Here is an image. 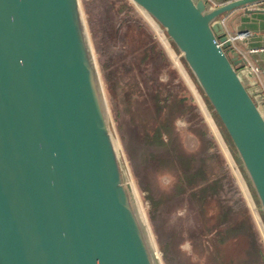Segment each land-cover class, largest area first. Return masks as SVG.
Returning <instances> with one entry per match:
<instances>
[{"label":"water","instance_id":"obj_1","mask_svg":"<svg viewBox=\"0 0 264 264\" xmlns=\"http://www.w3.org/2000/svg\"><path fill=\"white\" fill-rule=\"evenodd\" d=\"M131 1L180 53L264 216L262 94L240 79L247 62L221 21L264 0ZM82 18L78 0H0V264H159L123 183Z\"/></svg>","mask_w":264,"mask_h":264},{"label":"rangeland","instance_id":"obj_2","mask_svg":"<svg viewBox=\"0 0 264 264\" xmlns=\"http://www.w3.org/2000/svg\"><path fill=\"white\" fill-rule=\"evenodd\" d=\"M224 1L229 0H218L219 3ZM78 4L100 78L123 183L134 209L146 226L159 264H210L213 251L204 252L196 235L200 229H211L218 211L211 206L205 218L197 219L189 214L188 203L169 196L174 173L165 165L166 154L148 148L140 136L141 124L130 121L134 104L141 99L137 97V92L156 91L158 84H167L172 92L193 97L205 126L199 121V116L196 119L191 113L177 117L173 129L178 144L200 156L202 138L197 129H206L212 135L228 165L232 185L248 207L249 221L256 228L254 231L262 242L260 249L264 251V216L259 202L229 138L165 31L131 0H78ZM151 45L154 46V53L141 61L144 50ZM132 57L134 59L129 62ZM141 70L144 77L139 74ZM136 82L137 87L134 86ZM194 114L198 115L197 112ZM148 198L159 202L155 209H152ZM235 198L231 191L224 188L220 205H233ZM244 218L240 215L237 221ZM259 236L255 237L257 243L260 242ZM201 242L208 247L206 242ZM219 250L223 259L242 261L251 251L244 237L227 241Z\"/></svg>","mask_w":264,"mask_h":264},{"label":"trees","instance_id":"obj_3","mask_svg":"<svg viewBox=\"0 0 264 264\" xmlns=\"http://www.w3.org/2000/svg\"><path fill=\"white\" fill-rule=\"evenodd\" d=\"M154 53V46L151 45L144 50L141 61L150 58ZM150 54V55H149ZM134 59L133 57L130 59ZM144 77V73H139ZM146 79H149L148 77ZM138 83L136 82L137 87ZM137 92V91H134ZM190 96V95H189ZM140 101L134 104V111L130 114V121L133 124L139 123L140 136L143 143L154 151H164L166 158L165 165L174 173L173 186L169 191L172 199H179L188 203L190 215L197 219L205 218L209 207L216 209V222L211 229H200L196 235L200 248L204 252L211 249L210 264H264V251L260 248L262 242L257 243V234L254 226L250 223V213L248 207L238 191L232 185V178L228 171V165L222 158L219 148L212 135L207 130L197 129V133L202 138L200 156L197 152L184 150L177 141V134L173 129L177 117L190 114L196 119L198 116L205 126L199 108L194 103L193 97L172 92L170 86L158 84V88L152 91L137 92ZM136 107V108H135ZM198 113L195 115L194 113ZM224 159V161H223ZM231 191L235 202L233 205H220L221 195ZM236 190V191H235ZM152 209H155L159 202L151 201ZM217 205H215V204ZM154 206V207H153ZM238 209V210H235ZM242 215L245 218L237 221V217ZM258 233V231H257ZM247 238L251 251L246 253V260L223 259L219 247L229 240ZM201 241L206 242L208 247H204ZM261 243V244H260Z\"/></svg>","mask_w":264,"mask_h":264},{"label":"crops","instance_id":"obj_4","mask_svg":"<svg viewBox=\"0 0 264 264\" xmlns=\"http://www.w3.org/2000/svg\"><path fill=\"white\" fill-rule=\"evenodd\" d=\"M208 2L212 6H219L225 1L219 3L218 0H208ZM248 10H264V3L236 9L221 17V21L227 35H236L240 31L249 33L247 38L235 43L236 50L247 62L246 67L238 70V75L245 87L261 91L262 95H255L254 98L259 111L264 116V13L248 14L246 12ZM260 96L262 100L259 99Z\"/></svg>","mask_w":264,"mask_h":264},{"label":"built area","instance_id":"obj_5","mask_svg":"<svg viewBox=\"0 0 264 264\" xmlns=\"http://www.w3.org/2000/svg\"><path fill=\"white\" fill-rule=\"evenodd\" d=\"M249 36V33L248 32H240L236 35H227V37L229 38V40L231 41L232 45L235 47V43L238 41V40H241V39H245Z\"/></svg>","mask_w":264,"mask_h":264}]
</instances>
